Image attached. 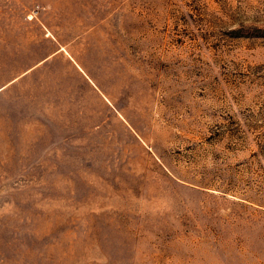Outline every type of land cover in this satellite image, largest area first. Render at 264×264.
<instances>
[{
	"label": "rangeland",
	"instance_id": "rangeland-1",
	"mask_svg": "<svg viewBox=\"0 0 264 264\" xmlns=\"http://www.w3.org/2000/svg\"><path fill=\"white\" fill-rule=\"evenodd\" d=\"M0 264H264V0H0Z\"/></svg>",
	"mask_w": 264,
	"mask_h": 264
}]
</instances>
